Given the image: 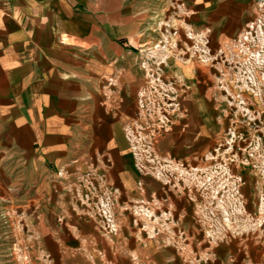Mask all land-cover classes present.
Wrapping results in <instances>:
<instances>
[{
  "label": "rangeland",
  "instance_id": "rangeland-1",
  "mask_svg": "<svg viewBox=\"0 0 264 264\" xmlns=\"http://www.w3.org/2000/svg\"><path fill=\"white\" fill-rule=\"evenodd\" d=\"M186 3L137 112L106 97L115 143H92L90 106L54 165L11 166L0 264H264V0Z\"/></svg>",
  "mask_w": 264,
  "mask_h": 264
},
{
  "label": "crops",
  "instance_id": "crops-1",
  "mask_svg": "<svg viewBox=\"0 0 264 264\" xmlns=\"http://www.w3.org/2000/svg\"><path fill=\"white\" fill-rule=\"evenodd\" d=\"M186 1L197 7L213 3L181 0L182 5ZM168 5L169 0H0V184L12 165L21 171L61 159L71 134L89 129L81 121L90 106L92 143H115L109 135L116 139L117 128L100 122L106 97L126 98L137 112L145 85L138 69L166 65ZM75 226L69 242L74 245L89 230Z\"/></svg>",
  "mask_w": 264,
  "mask_h": 264
}]
</instances>
